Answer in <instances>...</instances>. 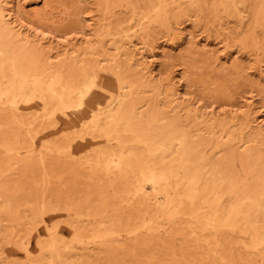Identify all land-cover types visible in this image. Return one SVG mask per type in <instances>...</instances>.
Here are the masks:
<instances>
[{
    "label": "rangeland",
    "instance_id": "374dc122",
    "mask_svg": "<svg viewBox=\"0 0 264 264\" xmlns=\"http://www.w3.org/2000/svg\"><path fill=\"white\" fill-rule=\"evenodd\" d=\"M0 89V264H264V0H0Z\"/></svg>",
    "mask_w": 264,
    "mask_h": 264
},
{
    "label": "bare ground",
    "instance_id": "6f19581e",
    "mask_svg": "<svg viewBox=\"0 0 264 264\" xmlns=\"http://www.w3.org/2000/svg\"><path fill=\"white\" fill-rule=\"evenodd\" d=\"M246 11H247V10H246ZM248 20H249V19H248ZM246 25H247V24H246ZM0 90H1V89H0ZM0 92H1V91H0ZM85 99H86V98H85ZM111 104H112V103H111ZM72 115H73V114H72ZM73 116H74V115H73ZM104 118H105V117H104ZM145 165H147V164H145ZM118 166H119V165H118ZM121 167H123V166H121ZM126 168H127V167H126ZM132 168H133V167H132ZM161 169H162V168H161ZM129 170H130V169H129ZM156 170H157V168H156ZM156 170L154 169V171H152V172L154 173ZM158 170H159V169H158ZM143 171L145 172V170H143ZM143 171H142V172H143ZM160 172H161V171H160ZM122 173H124V172H122ZM140 173H141V172H140ZM158 173H159V172H158ZM136 174H137V173H136ZM138 174H139V173H138ZM142 174H143V173H141V175H142ZM149 174H151V171H150ZM159 174H161V173H159ZM145 175H147V174H145ZM145 175H144V176H145ZM142 176H143V175H142ZM150 176H151V175H150ZM161 176H162V175H161ZM146 177H147V176H146ZM146 177H145V178H146ZM155 177H156V176H155ZM157 177H158V176H157ZM157 177H156V178H157ZM140 178H142V177L140 176ZM162 178H163V177H161V179H162ZM148 179H149V178H148ZM158 179H160V177H159ZM142 181H143V179H142ZM146 181H147V180H146ZM156 181H159V180L156 179ZM163 182H164V181H163ZM144 183H145V181H144ZM152 184H153V183H152ZM154 185H155V184H154ZM156 185L158 186V184H156ZM162 185H163V184H162ZM165 185H166V184H165ZM157 186H156V187H157ZM162 188H163V186H162ZM149 189H150V187H149ZM159 190H160V189H159ZM262 233H264V232H262ZM255 240H256V239H255ZM255 240H254V242H255ZM255 246H256V245H255Z\"/></svg>",
    "mask_w": 264,
    "mask_h": 264
}]
</instances>
